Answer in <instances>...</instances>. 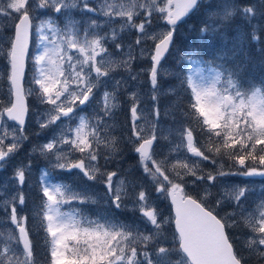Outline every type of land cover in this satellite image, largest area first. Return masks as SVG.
<instances>
[{"label": "snow or ice", "instance_id": "snow-or-ice-1", "mask_svg": "<svg viewBox=\"0 0 264 264\" xmlns=\"http://www.w3.org/2000/svg\"><path fill=\"white\" fill-rule=\"evenodd\" d=\"M201 3L202 0H96V6H92L89 0H0V20L11 22L13 29L4 51L7 69L0 76L8 85L7 100L0 99V170L28 139L25 135V116L29 112L26 101L34 96L39 104L50 106L37 117L41 129L61 122L57 125L58 134L39 146L40 153L54 157L55 168L78 169L88 180L103 183L107 189L106 199L117 209L127 207L124 201L131 196L128 182L121 177L114 183L117 172L106 171L99 163L103 159L106 165L111 154L117 151L116 137L110 134L111 125L105 120L112 116L116 107L113 103L115 92L105 90L97 99L94 89L106 84L104 78H110V72L116 67L130 70L134 59L151 61L146 71L155 119L147 122L148 128L143 122L136 123L142 120V113H138L140 101L133 93L132 135L138 142L135 152L139 155L142 171L152 181L155 191L170 200L172 215L162 216L141 187L135 192L132 207L139 211L143 229L107 216L92 218L73 203H94L92 195L63 183H52L44 173L42 200L32 219L51 238L45 240L49 264H246L247 259L253 257L257 264H264V199L255 208H248L243 202L247 188L235 186L220 193L214 206L207 202L218 177H264V170L256 166H264V87L245 89L234 74L228 73L225 77L224 71L215 68L209 75L197 72L198 80L187 77L184 83L189 95L185 112L188 123L181 127L180 143L172 151L179 153L186 148L197 159L184 154L173 163L168 157L158 159L152 147L157 139L160 79L166 75L161 62L173 45L178 22L198 10ZM77 7L80 11L106 17V23L110 25L118 20L120 32L135 30L139 33L135 40L140 46L139 57L133 55L132 45L126 53L123 51L124 45L115 28L102 34L99 31L102 25L94 19L89 18L82 31L70 18L64 28H60L52 17L36 22L38 12L51 10L69 14L70 9ZM155 14L164 22L163 31L151 28ZM237 14L250 24L256 16L251 4L225 5L220 13L213 14L219 22L205 23L201 31H219ZM260 29L259 24H252L250 38L253 42L260 40ZM33 33L37 51L31 57V78L26 81L25 61ZM148 41H152L151 47ZM109 43L120 53L118 64L109 51ZM182 59L194 62L188 57ZM132 78L137 79L135 75ZM120 83L114 80L117 88ZM93 104L98 110L94 111L91 120L79 114L82 106ZM72 119H78V125L65 127ZM7 121L15 122L19 127H10ZM195 131L200 134L199 140L194 136ZM76 152L81 155L75 157ZM217 157H226L242 171H225ZM249 160L252 163L246 164ZM202 161L218 165V170L203 173ZM187 176L195 177L193 183L208 182L202 197L194 198L186 191ZM14 179L19 185L15 195L9 197L0 188V195L5 197L0 200V209L8 215L19 235L7 234V242L0 248V264H37L30 230L26 227L29 217L24 214L23 207L24 167L16 169ZM226 203L233 205V211L226 218L220 217L214 208ZM65 205L69 206L67 210ZM241 225L248 232L242 241L247 256L238 251L226 231ZM167 226H174L171 241L166 235ZM4 236L0 232V237ZM13 244H22V251Z\"/></svg>", "mask_w": 264, "mask_h": 264}, {"label": "rangeland", "instance_id": "rangeland-1", "mask_svg": "<svg viewBox=\"0 0 264 264\" xmlns=\"http://www.w3.org/2000/svg\"><path fill=\"white\" fill-rule=\"evenodd\" d=\"M89 4L92 6H96V0H89ZM247 5L251 4L254 6L256 16L252 20L250 24L248 21L249 27L252 29V24H259L261 29L264 30V15H260V13H264V3L261 0H202V5H204V11H210V16L212 14L220 13L225 5ZM213 6V9L211 7ZM235 15L234 17L238 16ZM158 14L153 16V22L151 28L156 31L164 30V22L157 18ZM48 17H52L54 22L60 27L64 28L68 23L69 18L76 22V27L81 29V31L87 26L89 18L98 21L102 27L99 31L103 33L110 32L113 28H115L119 32V40L124 45L123 51L126 53L128 46L132 45L134 51L133 55L139 57V48L140 46L135 44L136 36L139 34L135 30L128 32H120L119 31V21H115L113 24L106 23V17L102 15H93L92 13H88L86 11H80L79 7L73 8L69 10V14H58L51 10H47L46 12H38L37 20L38 23L40 19H47ZM241 18V15L240 17ZM232 19V18H231ZM234 19V18H233ZM260 29V30H261ZM13 29L11 26V22L5 23L3 20H0V76L4 74L3 70L7 68V61L4 56V51L7 48V40L12 35ZM180 33V29L176 30V35ZM236 39H240L243 37V32L235 31ZM148 46H152V41L147 42ZM109 51L113 53V60L115 63H119L121 56L115 49L114 44H108ZM239 47L236 49L235 53L239 52ZM36 36L33 33V41L31 52L29 54L28 60V72L26 76V81L31 78V70H32V60L31 57L36 53ZM173 51L170 53L168 59L162 63V71L166 73L160 79V88L161 91L158 96V108H159V119L156 122V135H157V143L155 148L153 149L155 155L158 159H164L168 157V159L175 163L177 159L182 158L184 154H186L190 159H197L191 156V153L187 152V149L184 148L182 152H174L172 151L175 148L176 144L180 143L181 137L179 135L180 129L183 123L186 120L185 112L181 106L180 98H182V80L186 81L187 77L191 76L194 80H198L197 72H202L204 75H209L211 70L215 68L217 71H222L219 68L220 64H213L210 61L208 63H204L199 58H195L194 56H185L191 59L183 60V56H179L176 59L173 56ZM232 57L229 62L233 65L235 58ZM99 59V57L97 58ZM228 60V58H227ZM222 62L223 60L220 59ZM151 61L147 58H137L132 60L130 70H125L124 67H116L114 71L110 72V78H104L107 83L101 85L98 89H94L97 99H99L102 93L107 90L108 92H115L116 99L113 101L116 107L112 110L111 117H105V120L109 125L110 134L116 137L117 141V151L111 154L112 158L122 156L123 159L126 156L131 155L138 158V165L141 170V174L143 176L142 180L138 179L136 175L133 174V178L131 174L133 172V168L123 169L121 171H117L118 176L113 178L114 183L118 178H124L128 182L129 192L131 196L129 199H126L124 203L127 205V210L130 211V216L125 218L124 223H129L133 225L139 226L143 229L144 225L142 223V217L139 211L135 210L132 207L133 201L135 199V192H138L142 187L146 194L149 197V200L156 208L159 210L160 214L165 218L172 215L171 205L169 203V199H164L161 197L156 191L155 186L152 181L146 177L142 171L141 165L139 163V155L135 152V146L138 143L136 138L132 135V116L130 112V108L132 107L133 97L132 94L135 93L136 97L140 101V107L138 108V113H142V120H138L136 123H144L145 127L148 128V121L154 120L155 117L152 115L153 102L150 99L151 86L148 79V72L146 71L150 66ZM229 69H234L233 67H228ZM230 73V72H229ZM234 74V71H232ZM135 75L137 79H133L132 76ZM227 74H225V77ZM234 78L235 75H234ZM237 79V78H236ZM114 80H119L121 83L117 88L114 84ZM238 80V79H237ZM239 84L245 88L250 89L252 86H257L254 83H243L239 81ZM186 85V84H185ZM8 85L4 84L3 79H0V99L7 100V96L5 93L7 92ZM188 91V90H187ZM50 106H46L48 108ZM44 108V109H45ZM44 109H34L30 110L28 123L34 124V129L36 127H40L37 123V117L40 113L44 111ZM98 110L97 106L93 104L92 106H82V109L78 110L80 115H84L87 119L91 120L94 114V111ZM123 113V114H122ZM121 115H125L128 117L125 122L121 121ZM42 118V117H41ZM129 119V122H128ZM6 120V118H5ZM8 125L15 126L14 123L7 121ZM61 122H57L56 125H52L48 128H45L40 135H38V143L34 145H26L28 143V139L23 141L19 151H17L10 160L5 164L2 170H0V188L4 190L7 196H12L16 194V189L19 186L18 181L14 179L15 171L19 167H24L25 169V181L27 180L28 175L31 173V170L34 172L37 161H42L45 165L39 168V173L37 170L38 178L41 181L42 185V176L44 173H47L46 179L52 183H63L70 186L72 189L77 191H82L80 188L82 185H93L97 184L102 189L105 188L103 183L92 182L84 176L82 172L78 169H72L71 171H66L62 169L55 168L53 165L55 164V158L50 157V155H42L39 151V146L48 142L53 138L54 135L58 134L59 128L57 125H60ZM78 119H72L68 125L65 127H75L78 125ZM131 126V133L127 125ZM17 127V126H16ZM41 128V127H40ZM26 135V132H25ZM28 137V135H27ZM132 145L134 147L132 148ZM64 147H68L65 145ZM35 149V150H34ZM103 150V146H102ZM22 152V153H21ZM36 158H32L35 157ZM81 154L79 152L75 153V157H79ZM122 159V160H123ZM219 160V159H218ZM221 164H223L222 160H219ZM95 163V162H94ZM205 161L201 162V167L203 169V173H207L209 171L215 173L218 170V165L207 164L204 166ZM129 165V162H128ZM130 175V179L127 177ZM172 174V173H170ZM127 175V176H126ZM173 179H175L174 174ZM78 177H84L85 180L78 181ZM193 177V176H191ZM106 178V177H105ZM195 178V177H194ZM194 178L185 179L188 183L187 186H193L196 183H193ZM88 180V181H87ZM132 181V182H131ZM201 185L200 196L204 195V187L208 183L207 181H199ZM24 186V185H23ZM43 186V185H42ZM246 187V195L243 198V202L248 208H255L256 204L260 202V200L264 199V177L261 176H242L241 179L232 177L231 175L218 177L211 187L210 191L212 195L207 198V202L210 206H214L215 199L217 196L225 191V189H231L232 187ZM133 187L135 191H133ZM23 190V188H22ZM90 194V191H86ZM24 194V192H23ZM25 197V196H24ZM3 195H0V200L4 199ZM26 203V199H25ZM76 207H78L84 215L94 216L91 214L90 210L86 207V203L76 204L73 202ZM68 205H65V210L68 209ZM18 211L20 210V206L17 204ZM125 208V209H126ZM35 211V208H33ZM214 211L219 214L220 217H227L228 213L233 211V205L231 203H226L220 208H214ZM10 212V209H9ZM98 216H95V218ZM116 221L120 222V219L112 218ZM168 230L166 235L168 240L171 241L172 233L174 230V226H167ZM0 232L5 234L4 237H0V248L4 246V243L7 242L6 236L9 232H14L15 235H19L18 230L15 228V225L11 224L10 218L5 214L3 209H0ZM231 232L234 238L238 241L239 245L242 246L243 238L248 235L247 229H245L242 225L239 227H232ZM14 248L19 247L22 251V244L17 246L15 244L12 245ZM243 247V246H242ZM245 251H247L245 249Z\"/></svg>", "mask_w": 264, "mask_h": 264}, {"label": "trees", "instance_id": "trees-1", "mask_svg": "<svg viewBox=\"0 0 264 264\" xmlns=\"http://www.w3.org/2000/svg\"><path fill=\"white\" fill-rule=\"evenodd\" d=\"M213 9V6H209ZM240 15L233 17L230 21L224 23L223 27L219 29V31H207L202 32L201 27L205 23H218L217 17L212 14L210 16V11H204V5L200 4L198 10H196L192 15H190L181 25L177 28L180 29V33L175 36V42L173 45V56L176 59L179 56H194L195 58H199L204 63L208 61L213 64H220L221 68L227 73L225 69L228 67H233L234 69H229L230 73L234 71L235 77L243 82V83H254L259 87H264V30H260V40L258 42H253L250 38V33L252 29L249 27L247 20L242 17L239 18ZM235 31L243 32V37L240 39H236ZM239 47V52L235 53L236 49ZM228 54H231L235 60L232 65L229 60L232 58ZM228 58V60H227ZM223 60L222 62L220 61ZM230 64V66H229ZM225 68V69H224ZM7 69V68H6ZM3 70V72H6ZM4 84L7 83L6 79H3ZM182 93L180 98V104L186 112L188 110V101L189 95L187 91V87L182 80ZM29 110L44 109L47 105L39 104L36 98L29 97ZM30 113V111H29ZM123 114V113H122ZM121 121L125 122L128 117L125 115H121ZM129 122V119H128ZM188 123L185 120L183 123ZM192 127L195 129V122H191ZM131 133L130 124L126 126ZM44 129H41L39 126L34 129V124H27L25 128L26 135H28V143L26 145H34L38 143V135L43 132ZM194 136L196 139H200V134L198 131L194 132ZM202 142V141H201ZM134 145H132V148ZM22 153V152H21ZM32 158H36L32 157ZM121 155L115 158H111L110 161L105 165L104 160L100 159L99 163L104 166L106 171H121L123 169L133 168V172L131 177L133 178V174L137 176L138 179L142 180L143 176L141 174V170L138 165V158L136 155L133 157L131 155L126 156L123 159ZM217 159L223 161V166L225 171H237L242 169L238 164H234L233 161L224 158ZM129 162V165H128ZM252 161H246V164H251ZM207 164H212L209 161H205L204 166ZM45 165L42 161L36 162V168L33 172L28 175L27 180L23 186V192L26 199V203L24 207V214H26L29 219L26 223V227L30 230L29 235L30 239L33 243V251L34 256L36 258L37 264H49L50 255L48 251V247L45 244V240H50V237L46 236L42 230L39 229L38 225L32 219L34 215L33 208L35 210L40 205L42 200V185L41 181L38 178L37 170L39 173V168ZM209 166V165H207ZM259 169L264 170V166L256 165ZM127 176V175H126ZM232 177L241 179V175H231ZM130 179V175L127 176ZM194 178L191 176L185 177V179ZM195 179V178H194ZM78 181H84V177H78ZM131 180V179H130ZM88 181V180H87ZM90 181V180H89ZM96 182V181H92ZM132 182V181H131ZM192 187L187 186L186 191L191 194L194 198H200V189L199 186L201 182L195 181ZM82 191H90V195H92L95 199V202L86 203V207L91 211L90 213L94 216H90L95 218V216H107L109 218H117L120 219V222L124 221L125 218L130 216V211H126V207H121L120 209L115 208L111 201L106 199V191L102 189L99 185H82L80 187ZM126 208V209H125ZM172 227V226H171ZM228 234L234 241V244L238 251L247 256L248 253L245 249L239 245L238 241L234 238L231 228H228ZM246 264H257L256 259L249 258L246 261Z\"/></svg>", "mask_w": 264, "mask_h": 264}, {"label": "water", "instance_id": "water-1", "mask_svg": "<svg viewBox=\"0 0 264 264\" xmlns=\"http://www.w3.org/2000/svg\"><path fill=\"white\" fill-rule=\"evenodd\" d=\"M194 12V11H193ZM192 12V13H193ZM191 13V14H192ZM190 14V15H191ZM189 15V16H190ZM187 18V17H186ZM186 18H184L181 22H183ZM181 22H178V25L179 24H181ZM31 46H32V36L30 37V40H29V47H28V57H29V54H30V51H31ZM172 47V46H171ZM171 47H170V49H171ZM167 55H168V53H166L165 54V58L167 57ZM165 58L162 60V62L165 60ZM27 61H28V58L26 59V61H25V65H26V67H25V75H26V71H27ZM161 62V63H162ZM27 102V104H28V100L26 101ZM28 107H29V105H28ZM7 119V118H6ZM27 119H28V114L25 116V128H26V125H27ZM10 122H12V121H10ZM13 123H15V122H13ZM17 127H19L18 125H16ZM156 141H157V139H156ZM156 141H154V143H153V149H154V147H155V145H156ZM169 203H170V200H169Z\"/></svg>", "mask_w": 264, "mask_h": 264}]
</instances>
